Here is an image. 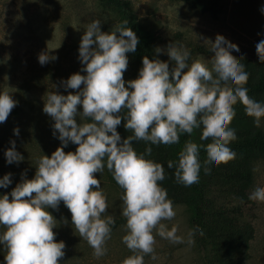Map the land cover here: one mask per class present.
Here are the masks:
<instances>
[{
    "label": "clouds",
    "instance_id": "obj_1",
    "mask_svg": "<svg viewBox=\"0 0 264 264\" xmlns=\"http://www.w3.org/2000/svg\"><path fill=\"white\" fill-rule=\"evenodd\" d=\"M128 24L124 20L111 33L101 31L98 19L88 24L79 46V60L85 65L82 71L87 75L76 73L61 81L65 90H79L81 85L84 88L67 96L48 94L43 112L54 121L53 136L59 133L56 138L61 147L50 158L40 159L34 179L22 176V182L10 193L11 202L9 195L0 198V225L6 229L0 235V244L6 249V264H59L66 245L55 242L53 229L57 222L47 209L58 210L61 201L70 211L80 238L94 250V256L106 254L105 243L111 238L115 220L106 215L107 197L100 180L95 178L96 173H103L105 158L107 170L123 189L122 215L128 231L122 242L133 255L122 264H144V257L155 251L154 232L172 243H183V238L177 236V227L169 230L163 223L176 215L173 202L159 183L165 179L164 166L145 159V155L152 154L151 147L138 154L133 143L175 145L181 134L191 135L203 125L201 139L212 141L206 146L204 164L220 166L236 159L229 144L237 139L230 125L238 102L246 115L254 118L255 126H261L264 103L249 96L245 87L249 74L240 62L243 58L231 54L240 49L221 35L214 42L204 40L214 53L209 60L211 68L204 58L189 66V51L171 43L166 50L175 64L171 71L169 63L145 56L139 77L128 81L126 87V54L134 53L139 43ZM155 51L160 54L162 49L157 47ZM256 51L264 62V40L256 44ZM56 59L47 52L38 55L41 66ZM17 105L12 95L0 93V124L6 122ZM78 106H82V113ZM77 117L91 122L78 124ZM122 120L126 130L133 133L123 140L117 131ZM13 132L19 136V128ZM69 142L78 145L75 153L64 152ZM10 144L5 152L6 161L19 164L24 157L16 151L15 141ZM199 151L196 143L185 144L175 164L177 183L190 187L199 182ZM167 167L172 169L174 162L169 161ZM204 171L208 173L210 169L205 167ZM11 175L0 179V188L12 183ZM249 199L264 202V188H256ZM188 235L187 242L194 244V231Z\"/></svg>",
    "mask_w": 264,
    "mask_h": 264
},
{
    "label": "rangeland",
    "instance_id": "obj_2",
    "mask_svg": "<svg viewBox=\"0 0 264 264\" xmlns=\"http://www.w3.org/2000/svg\"><path fill=\"white\" fill-rule=\"evenodd\" d=\"M262 0H0V93L7 92L18 102L6 122L1 127L3 138L8 148L10 141H15V149L23 157L19 164H8L5 175L11 173L13 184L24 179H34L38 163L43 156L51 155L61 142L53 136L54 121L43 112L44 103L49 93L61 95L76 94L82 90L67 89L61 85L71 75L82 71L85 65L79 60V46L87 25L93 20L101 21V31L111 33L128 20L138 37L139 43L134 53H127L128 68L124 73L127 82L139 77L142 59H159L169 63V70L175 67L166 50L169 44L183 46L189 51V66L195 60L204 58L211 68L209 60L214 55L205 39L215 41L217 35L236 44L240 51H232L245 66L249 74L245 87L251 98L264 103V62L259 60L256 44L261 39L256 37V17L258 10L264 7ZM264 15V12L261 11ZM119 35V34H117ZM264 39V38H263ZM95 47V45L93 46ZM162 49L157 54L155 49ZM47 52L58 59L44 66L38 62V55ZM186 71V70H185ZM171 79V77H170ZM131 91V89H129ZM236 115L230 125L235 130L237 139L229 147L236 153V159H256L251 164L250 195L260 187L264 188V118L257 128L254 118L246 115L244 107L238 102L234 106ZM82 113V106H78ZM77 117V123H90ZM19 128V136L13 130ZM123 131V130H122ZM131 131V130H130ZM203 125L194 129L191 135L184 133L180 142L174 146L182 151L187 142L196 143L200 149L201 162L199 182L190 187L178 183L179 202L173 203L176 213L169 221H163L167 228L177 227V236L183 243H172L161 238L156 232L155 251L144 257V264H264V202L255 200L254 226L252 239L245 247V238L236 234L223 235L233 251L231 258L216 253L213 249L212 214L230 209L236 205L233 188V175H222L215 164L205 165L206 146L211 139L202 140ZM150 144V143H148ZM78 145L69 142L63 150L75 153ZM210 169L205 173L204 168ZM235 173V171L233 172ZM101 189L107 197L106 215L122 219L111 238L105 243L107 252L97 258L86 240L80 238L75 229L71 213L61 201L58 210L47 209L56 220L53 229L55 242H64L65 255L59 264H122L128 255H133L122 238L127 234L126 218L123 217V190L116 184L107 170L106 158L103 173H96ZM16 180V181H15ZM93 190H96L93 188ZM191 192V196H189ZM35 194H33L34 196ZM192 197V201L186 198ZM9 193V201L11 202ZM232 206V207H233ZM247 209L250 207H246ZM253 209V210H254ZM243 212L238 221L244 222L249 214ZM215 212V213H214ZM194 244H189V232ZM201 231L203 235H201ZM155 257L154 259L152 257Z\"/></svg>",
    "mask_w": 264,
    "mask_h": 264
},
{
    "label": "trees",
    "instance_id": "obj_3",
    "mask_svg": "<svg viewBox=\"0 0 264 264\" xmlns=\"http://www.w3.org/2000/svg\"><path fill=\"white\" fill-rule=\"evenodd\" d=\"M126 122L122 120L121 125L118 126L117 131L121 136V139H126L128 136L133 135V133L129 130H126L124 124ZM3 124H0V129ZM123 130V131H122ZM6 140L3 138L2 131L0 130V179H3L5 176V171L7 168L6 163H4L3 159H6L5 152L9 149L6 145ZM134 150L138 154H144L145 149L148 147L152 148V154L150 156L145 155V159L152 160L156 163H161L165 169V179L160 183L161 187L166 189L168 193V198L173 202H179V186L175 179V164L178 163L179 153L181 152L177 147L169 146V145H152L148 144L144 141H138L133 143ZM256 159H245L244 162H239L238 160L230 161L227 164H221L218 167V171L222 175H233V188H234V198L236 200V205H232L230 209H225L223 211H219L216 214H212L211 220L213 224V249L216 253H221L227 258H231L233 255V251L228 245H222V241H227L223 236L225 232L227 235L236 234L238 238H245V247H248V242L252 239L255 226H254V216L255 209L254 204L255 200L249 199L250 197V188L252 186L251 181V164ZM173 161L174 167L169 169L167 167L168 162ZM235 171V173H233ZM16 181V180H15ZM16 187V184L11 183L7 188H0V198L4 195H9L11 191ZM123 190V189H122ZM191 192H189V196H191ZM187 201H192V197H187ZM250 207V208H246ZM247 210L246 213L249 214V217H246L245 221H238V218H242L243 212ZM254 209V210H253ZM215 213V212H214ZM115 224L112 226V229H115L120 223H122V219H115ZM6 229L0 225V235ZM132 255V254H131ZM128 255L127 257L131 256ZM6 249L3 244H0V264H6L5 261Z\"/></svg>",
    "mask_w": 264,
    "mask_h": 264
},
{
    "label": "crops",
    "instance_id": "obj_4",
    "mask_svg": "<svg viewBox=\"0 0 264 264\" xmlns=\"http://www.w3.org/2000/svg\"><path fill=\"white\" fill-rule=\"evenodd\" d=\"M260 1V0H259ZM264 2V0H262ZM261 2V3H263ZM256 37L264 40V15L261 14V11L258 10V15L256 17Z\"/></svg>",
    "mask_w": 264,
    "mask_h": 264
}]
</instances>
